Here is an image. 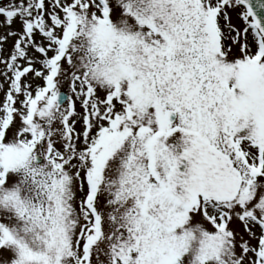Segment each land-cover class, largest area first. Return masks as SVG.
Listing matches in <instances>:
<instances>
[{
	"label": "rangeland",
	"instance_id": "374dc122",
	"mask_svg": "<svg viewBox=\"0 0 264 264\" xmlns=\"http://www.w3.org/2000/svg\"><path fill=\"white\" fill-rule=\"evenodd\" d=\"M249 21L233 0H0V264H264Z\"/></svg>",
	"mask_w": 264,
	"mask_h": 264
},
{
	"label": "water",
	"instance_id": "95a60500",
	"mask_svg": "<svg viewBox=\"0 0 264 264\" xmlns=\"http://www.w3.org/2000/svg\"><path fill=\"white\" fill-rule=\"evenodd\" d=\"M240 1L249 11L255 27L259 30L261 35L264 38V0H237ZM67 100V96L60 93L56 97V102L58 105H62ZM166 120L169 123H172L175 120V114L173 112H168L166 114ZM37 162H39L37 160ZM186 169L185 162L180 163L178 168L179 172H184Z\"/></svg>",
	"mask_w": 264,
	"mask_h": 264
}]
</instances>
